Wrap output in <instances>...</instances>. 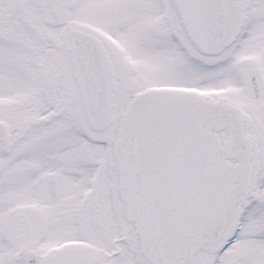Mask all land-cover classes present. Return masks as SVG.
<instances>
[{"label":"snow or ice","instance_id":"snow-or-ice-1","mask_svg":"<svg viewBox=\"0 0 264 264\" xmlns=\"http://www.w3.org/2000/svg\"><path fill=\"white\" fill-rule=\"evenodd\" d=\"M0 264H264V0H0Z\"/></svg>","mask_w":264,"mask_h":264}]
</instances>
